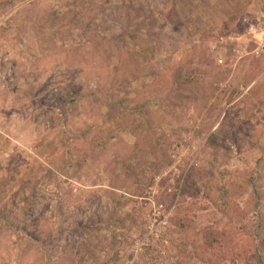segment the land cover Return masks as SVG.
I'll return each instance as SVG.
<instances>
[{
    "label": "rangeland",
    "instance_id": "obj_1",
    "mask_svg": "<svg viewBox=\"0 0 264 264\" xmlns=\"http://www.w3.org/2000/svg\"><path fill=\"white\" fill-rule=\"evenodd\" d=\"M0 264H264V0H0Z\"/></svg>",
    "mask_w": 264,
    "mask_h": 264
},
{
    "label": "built area",
    "instance_id": "obj_2",
    "mask_svg": "<svg viewBox=\"0 0 264 264\" xmlns=\"http://www.w3.org/2000/svg\"><path fill=\"white\" fill-rule=\"evenodd\" d=\"M159 211V208L155 207V215H159L158 212Z\"/></svg>",
    "mask_w": 264,
    "mask_h": 264
}]
</instances>
